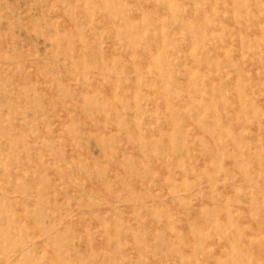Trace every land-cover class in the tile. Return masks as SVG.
<instances>
[{"label": "rangeland", "instance_id": "1", "mask_svg": "<svg viewBox=\"0 0 264 264\" xmlns=\"http://www.w3.org/2000/svg\"><path fill=\"white\" fill-rule=\"evenodd\" d=\"M0 264H264V0H0Z\"/></svg>", "mask_w": 264, "mask_h": 264}, {"label": "bare ground", "instance_id": "2", "mask_svg": "<svg viewBox=\"0 0 264 264\" xmlns=\"http://www.w3.org/2000/svg\"><path fill=\"white\" fill-rule=\"evenodd\" d=\"M6 6V5H5ZM7 17V16H6Z\"/></svg>", "mask_w": 264, "mask_h": 264}]
</instances>
